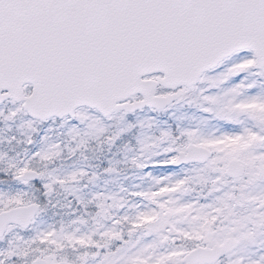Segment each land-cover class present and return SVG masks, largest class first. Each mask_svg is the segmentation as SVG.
Returning a JSON list of instances; mask_svg holds the SVG:
<instances>
[{
    "label": "snow or ice",
    "instance_id": "obj_1",
    "mask_svg": "<svg viewBox=\"0 0 264 264\" xmlns=\"http://www.w3.org/2000/svg\"><path fill=\"white\" fill-rule=\"evenodd\" d=\"M0 264H264V0H0Z\"/></svg>",
    "mask_w": 264,
    "mask_h": 264
},
{
    "label": "trees",
    "instance_id": "obj_2",
    "mask_svg": "<svg viewBox=\"0 0 264 264\" xmlns=\"http://www.w3.org/2000/svg\"><path fill=\"white\" fill-rule=\"evenodd\" d=\"M162 118H166V117H162ZM106 163V162H105Z\"/></svg>",
    "mask_w": 264,
    "mask_h": 264
}]
</instances>
